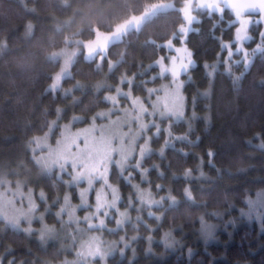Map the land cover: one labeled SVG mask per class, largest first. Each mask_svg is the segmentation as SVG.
Returning a JSON list of instances; mask_svg holds the SVG:
<instances>
[{"label": "trees", "instance_id": "1", "mask_svg": "<svg viewBox=\"0 0 264 264\" xmlns=\"http://www.w3.org/2000/svg\"><path fill=\"white\" fill-rule=\"evenodd\" d=\"M158 1L165 0H0V181L18 179L35 194L42 189L48 206L63 197L67 189L72 192V201H77L76 190L61 183L56 170L45 173L36 164L31 152L33 137L51 126L55 137L64 123L87 125L96 121L101 112L111 107L105 91L113 90L126 78L133 82L150 81L146 87L157 88L154 86L161 78L151 77L159 69L149 65L168 53L157 45L173 38L183 23L181 13L175 10L181 0H173L177 6L155 14L139 29L110 43L105 52L87 58L86 47H82L58 88L53 86V79L61 61L55 54L65 45H73L70 38L92 40L97 32L111 31ZM233 19L229 10L222 17H201L193 27L198 31L186 38L196 61V66L183 76L185 117L192 130L189 133L188 125L180 122L173 123L172 132L189 134L193 140L200 138L195 146L176 145L194 155L185 157L165 149L166 159L153 155L143 165L150 169L151 183L144 184L138 174L131 181L147 188L157 199L172 195L179 204L169 208L165 201L163 208L153 209L161 220L144 216L148 227L126 226L122 232H105L102 238L117 249L123 247L119 243L121 236L126 240L137 237L123 256L117 251L106 264H264V205L253 207L255 197L264 192V148L260 147L264 142V60L258 56L253 69L235 84L233 76L241 74V67H233L230 75L220 66L212 76L204 67L214 64L218 55L220 59L226 56L220 43L233 39ZM260 31V27L250 29L253 39L244 45L248 51L261 42ZM145 70L148 74L137 76ZM128 86L131 85H125ZM131 89L136 95H147L142 87ZM162 147L163 139L152 142L153 149ZM209 150L215 153L211 157L215 167L208 163ZM153 164L160 166L166 178L151 171ZM187 169H192L197 179L174 178ZM62 179L67 180L68 176ZM111 180L121 192L123 209V200L134 199L135 189L115 166ZM156 185L164 190L157 192ZM185 188L191 191L195 203L186 200ZM41 206L46 207L43 203ZM256 208H263L260 215L255 213ZM51 210L56 212L59 208ZM83 211L78 212L82 215ZM131 216L135 218L137 213L132 211ZM201 219L213 226L211 236L202 232ZM47 221L59 231L57 240L41 242L37 234L29 235L0 219V256L4 257V264L13 259L15 264H61L65 259L72 260L75 251L70 249L71 242L61 225L50 214ZM165 234H170L167 243L163 242Z\"/></svg>", "mask_w": 264, "mask_h": 264}, {"label": "snow or ice", "instance_id": "2", "mask_svg": "<svg viewBox=\"0 0 264 264\" xmlns=\"http://www.w3.org/2000/svg\"><path fill=\"white\" fill-rule=\"evenodd\" d=\"M181 13V23L173 34V38L180 41L182 47H175L173 40L170 39L165 44L157 45L158 48L166 49L168 52H175L176 55L161 56L155 61L154 65H149V68L156 67L159 69L152 80L169 77L170 81L166 85H161L159 88H148L146 84L150 81L141 79L139 82H133L127 78L122 81L124 85H131L132 87H142L147 94L143 101L137 103L132 100L134 105V115L131 122L136 124L138 132L136 134V142L141 148L140 159L134 163L128 164V157L123 153H114L110 147L98 153H85L84 159L78 164H69V167L76 169L75 172L68 171L65 168L58 178L61 183L66 187L77 190V195L80 200L78 205H73L71 196L65 194L63 197H57L51 206H48V198L44 191L39 192V200L46 205L45 213H48L57 218V222L61 225V230L66 231L67 226L73 228L72 232H67V236L72 240L75 245L76 262L65 261V264H106L109 256L114 255L117 251L121 256L124 255V250L129 248L131 243L137 237L133 236L126 240L125 236L120 237L119 243L123 245L122 248L117 249L115 244H110L105 241L102 236L103 233L109 234L125 231L126 226H131L137 229L139 225L148 227L144 216L156 221L161 220L153 209H160L164 207V202H169V208L175 207L179 201L172 195L160 196L158 199L151 191L142 189L140 185L131 184L134 174L140 175L144 184L151 183L148 180L149 168L144 167V163L149 160L153 155H157L163 159L165 157V149L178 152L185 157L194 155L186 153L182 148H177V144H188L195 146L199 143L200 138L196 137L195 140L190 139L189 134L175 135L172 132L173 123L183 122L188 125L189 133L192 130L191 122L185 117V96L182 89L185 82L181 80L182 76H186L192 68L196 66V61L193 59V53L187 48L184 43L188 34L197 32L198 29L193 28L194 24L201 21V17L212 18L214 15L221 16L226 10H229L234 17L232 23L238 25L235 29V38L231 42H221V52H226L223 59L217 57L214 64H205L204 67L209 69L208 75L212 76L218 67L223 66L224 71L232 75L233 67H241L243 71L239 76H233V82L238 83L244 75L250 72L254 65L256 58L259 56L264 60V0H181L180 6L175 9ZM253 27H260L259 37L261 42L248 51L245 48V43L251 41L253 36L250 35V29ZM235 46V47H234ZM239 56V59L234 57ZM169 63H165V60ZM148 74L147 71L137 73V76L143 77ZM264 83V80L261 81ZM119 96L123 99H129V92L119 91ZM203 95L207 96V93ZM144 100L148 101L145 107ZM107 102L111 103L110 98ZM194 104V101H193ZM119 111V107H116ZM193 119L195 113L193 112ZM143 121V123H141ZM126 128L128 124L124 125ZM259 136V134H258ZM164 140V147L158 151L153 149L150 145L155 140ZM260 147L264 148V142ZM116 155H120L126 162L125 167H121L115 159ZM209 165L212 164L211 157L215 155L214 152L209 150ZM198 160H202L197 156ZM115 166L121 173L122 178L126 180L129 186L135 189V198H127L123 200V210H121L122 197L117 188L113 187L108 182V175L112 167ZM170 169V164L168 165ZM199 168V166H198ZM160 166L153 164L151 171H156L161 178H166L165 173L160 171ZM192 169H187L182 176H175L174 178L184 180H195L192 174ZM126 173V175H125ZM63 176H68L67 180H63ZM203 177V173H200ZM86 187H80L81 185ZM100 187L97 188L96 185ZM157 192L164 190L163 186L156 185ZM90 194L93 196L92 202L89 201ZM184 196L186 200L193 201L192 193L188 188L184 189ZM24 200L20 207L16 203H8L0 201V208L4 211L0 212V219L4 220L12 228H18L20 221L24 220L29 224L27 229H19L29 235L37 234L41 242L48 240H57L59 231L55 226H49L45 223V214L39 212V205L36 203L33 195H29ZM26 202V203H25ZM252 206L253 202H248ZM52 207H58L59 210L52 212ZM78 210H84L85 215L78 217L76 215ZM135 211L137 216L133 218L131 212ZM212 215H216L213 213ZM67 216L68 222L64 221ZM33 221L41 225L40 228H32ZM114 224L115 227H109V224ZM201 230L207 235L211 236L213 226L207 224L203 219L200 220ZM151 230V229H150ZM151 240V237L148 238ZM170 239V234H165L164 243ZM191 255V253H189ZM0 264H4V257L0 256ZM7 264H15V260H9ZM23 264V262H21Z\"/></svg>", "mask_w": 264, "mask_h": 264}, {"label": "rangeland", "instance_id": "3", "mask_svg": "<svg viewBox=\"0 0 264 264\" xmlns=\"http://www.w3.org/2000/svg\"><path fill=\"white\" fill-rule=\"evenodd\" d=\"M175 6H177V4L173 0L158 1L153 4H150L142 13L132 16L127 20L121 21L111 31L97 32V35L92 40L83 41L77 38L74 39L70 38L69 42L72 40L70 43L73 42V45L71 46L65 45L62 49H60V51H58L55 54V56H59L61 58V59L57 58L61 61V67L58 69V71L54 76L53 86L56 88L61 86L63 79L70 73L72 66L75 62V59L78 56V54L81 52L82 47L84 48L86 47L85 57L92 58L94 57V55H98L99 52H105L108 46L110 45V43L120 40L129 31L133 29H139L148 19H150L155 14ZM236 27H238V25L235 26V29ZM249 34L251 35V33ZM234 38H235V30H234V37L231 41H234ZM171 39L173 40V38ZM231 41H226V42H231ZM164 43H166V41ZM184 43L186 44L187 48L191 50V48L186 43V40ZM173 44L175 47L183 46L180 43V41H175V42L173 41ZM169 55H176V53L175 52L165 53L163 55H160L156 60H158L161 56H169ZM237 58L238 56L234 57V59ZM164 62L166 64L169 63L167 59ZM131 78L133 79V77ZM181 80L185 82L183 76L181 77ZM122 81L123 80H121L120 84L117 85L115 88L113 87L114 88L113 90L105 91L106 92L105 97L107 99L110 98L112 100L111 107L106 112L105 111L101 112V116H99V119H97L96 121H93L87 125H76L75 123H73V121L64 123L59 134L55 137L52 134L53 127L51 126L43 134H38L33 137L34 143H32L33 145L31 148L32 156L36 164L40 167V169H42L43 172L45 173L51 172V170L55 172L56 170L58 175H60L65 168H67L68 171L75 172L76 171L75 168L69 167L70 163L78 164L84 159L85 153H89V154L98 153L108 147H110L114 153L119 154L122 152L124 156L128 157L127 160L128 164L134 163L135 161H138L140 159L141 148L138 146L136 142V134L138 132V128L136 124H133L131 122V118L134 115L133 112L134 105L132 104L131 101L135 100L137 103H140L143 101V98L145 96L134 94L131 89V86L125 87ZM169 81H170L169 77H163L161 78V82L158 85L155 86L153 85V86L159 88L161 87V85L168 84ZM119 91L129 92V99L121 98L118 94ZM182 92L183 95L185 96V92L183 89ZM144 103H145V107H147L148 101L144 100ZM185 103H186L185 106V116H186V112H187L186 97H185ZM116 107H119L120 110L116 111L115 110ZM125 123L128 124L127 128L124 126ZM141 123H143V121H141ZM150 146L152 147V143ZM133 158H135V161ZM115 159L116 162L121 167L126 166L125 160L120 155H116ZM111 173H112V169L108 175V182L113 187L118 189V186L111 180ZM54 185H56V183H54ZM80 187H86V185L82 184ZM96 187L99 188L100 185L97 184ZM68 190L69 189L65 191L64 195L69 194L72 198V192ZM145 190L148 189L145 188ZM76 194H77V190H76ZM29 195H33V198L35 199L36 203L39 205V209H38L39 212L45 214V223H47L49 226H52L47 221L48 213H45V208H42L39 200V195L35 194L33 189H31V187L29 186L25 187V184H22L20 181H18V179L16 180H9V178L1 179L0 201H6L10 204L16 203V206L20 207V205L23 204L24 202L22 198H26ZM255 198L257 199H255L253 207L264 205L263 204L264 192L259 193ZM92 200H93V196L90 194L89 201L92 202ZM71 202L73 205H78L80 203V200L78 198L77 201L74 203L71 199ZM121 210H123L122 207ZM262 210L263 208H256L255 213L256 211L259 212ZM3 211L4 209L0 208V212ZM78 211L76 213L78 217H83L86 214L85 211H83L82 215H80ZM256 214L260 215L261 212ZM64 218H65L64 221L68 222L69 218L67 216H65ZM54 220L55 222L57 221V218L55 216H54ZM28 227L29 224L26 223L24 220H21L18 228L16 229H27ZM31 227L38 229L41 227V225L33 221ZM72 231L73 228L67 226L66 223V231L64 230V234L67 237V240L71 242V244L69 245L70 249L71 250L73 249V251H75V245H73L72 240L66 234L67 232H72ZM65 261L76 262L77 257L74 254L72 260L65 259ZM65 261H63L61 264H65ZM54 264H60V262Z\"/></svg>", "mask_w": 264, "mask_h": 264}, {"label": "bare ground", "instance_id": "4", "mask_svg": "<svg viewBox=\"0 0 264 264\" xmlns=\"http://www.w3.org/2000/svg\"><path fill=\"white\" fill-rule=\"evenodd\" d=\"M119 180V179H118Z\"/></svg>", "mask_w": 264, "mask_h": 264}]
</instances>
